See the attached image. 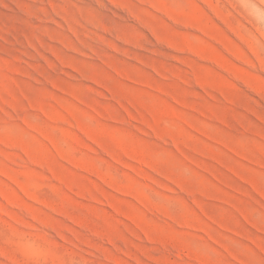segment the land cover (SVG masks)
<instances>
[{"label": "rangeland", "instance_id": "1", "mask_svg": "<svg viewBox=\"0 0 264 264\" xmlns=\"http://www.w3.org/2000/svg\"><path fill=\"white\" fill-rule=\"evenodd\" d=\"M0 264H264V0H0Z\"/></svg>", "mask_w": 264, "mask_h": 264}]
</instances>
